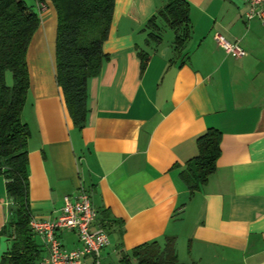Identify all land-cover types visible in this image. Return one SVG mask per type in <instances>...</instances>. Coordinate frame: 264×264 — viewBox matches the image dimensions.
<instances>
[{
  "label": "crops",
  "instance_id": "0c3cea01",
  "mask_svg": "<svg viewBox=\"0 0 264 264\" xmlns=\"http://www.w3.org/2000/svg\"><path fill=\"white\" fill-rule=\"evenodd\" d=\"M165 2L115 0L102 47L108 60L88 81L79 131L55 80L56 11L35 1L39 26L27 48L21 112L31 216L52 220L64 197L85 190L97 212L90 229L108 238L100 264H123V257L137 264L135 248L167 237L175 238L180 264H264V26L246 20L241 0H186L190 33L177 49L175 32L156 17ZM153 17L157 29L148 24ZM215 33L245 55H228ZM209 128L221 133V154L190 196L179 174ZM11 204L0 175V230ZM57 238L66 250L80 247L70 230ZM9 246L0 236V256Z\"/></svg>",
  "mask_w": 264,
  "mask_h": 264
},
{
  "label": "trees",
  "instance_id": "16d2710c",
  "mask_svg": "<svg viewBox=\"0 0 264 264\" xmlns=\"http://www.w3.org/2000/svg\"><path fill=\"white\" fill-rule=\"evenodd\" d=\"M35 1L38 4L50 1L56 11L55 80L72 125L80 131L87 121L88 81L100 74L108 60L102 47L109 35L115 0ZM156 17L175 32V46L182 48L190 33L186 0H166ZM156 17L148 24L157 29ZM38 26V13L23 0H0V175L12 200L7 222L0 230V236L8 238L10 246L0 256V264H40L46 252L29 227L32 217L28 200L29 131L21 120L29 91L26 53ZM141 59L143 69L148 57L143 55ZM220 143L221 133L213 128L198 139V155L179 174L190 196L214 173L221 154ZM132 257L137 264H180L173 237H167L161 246L157 242L139 246L132 251ZM121 262L130 264L127 257Z\"/></svg>",
  "mask_w": 264,
  "mask_h": 264
},
{
  "label": "built area",
  "instance_id": "2783aa9c",
  "mask_svg": "<svg viewBox=\"0 0 264 264\" xmlns=\"http://www.w3.org/2000/svg\"><path fill=\"white\" fill-rule=\"evenodd\" d=\"M247 6L246 20L258 19L264 26V0H241ZM214 41L228 55L240 58L245 52L237 45L228 42L221 34L213 35ZM97 212L90 196L82 190L75 197H64L60 214L52 220H39L31 217L30 229L43 239L46 257L41 264H83L91 256L94 264H100V253L108 245L107 234L103 229L91 230ZM63 230L74 232L80 247L74 250L63 248L57 233Z\"/></svg>",
  "mask_w": 264,
  "mask_h": 264
},
{
  "label": "rangeland",
  "instance_id": "374dc122",
  "mask_svg": "<svg viewBox=\"0 0 264 264\" xmlns=\"http://www.w3.org/2000/svg\"><path fill=\"white\" fill-rule=\"evenodd\" d=\"M25 2V4L29 7H32L33 9H35V0H23ZM23 122V121H22ZM24 124H26L25 122H23ZM28 128V127H27ZM29 131V129H28Z\"/></svg>",
  "mask_w": 264,
  "mask_h": 264
}]
</instances>
